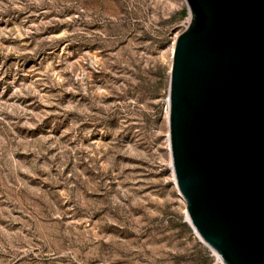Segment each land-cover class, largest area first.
I'll use <instances>...</instances> for the list:
<instances>
[{
  "label": "rangeland",
  "instance_id": "374dc122",
  "mask_svg": "<svg viewBox=\"0 0 264 264\" xmlns=\"http://www.w3.org/2000/svg\"><path fill=\"white\" fill-rule=\"evenodd\" d=\"M186 0H0V264H224L174 181Z\"/></svg>",
  "mask_w": 264,
  "mask_h": 264
},
{
  "label": "water",
  "instance_id": "95a60500",
  "mask_svg": "<svg viewBox=\"0 0 264 264\" xmlns=\"http://www.w3.org/2000/svg\"><path fill=\"white\" fill-rule=\"evenodd\" d=\"M168 88L174 181L224 264H264V0H186Z\"/></svg>",
  "mask_w": 264,
  "mask_h": 264
},
{
  "label": "bare ground",
  "instance_id": "6f19581e",
  "mask_svg": "<svg viewBox=\"0 0 264 264\" xmlns=\"http://www.w3.org/2000/svg\"><path fill=\"white\" fill-rule=\"evenodd\" d=\"M178 35V34H177ZM176 38H177V36H176ZM175 41H176V39H175ZM174 45H175V43H174ZM174 51V50H173ZM173 55V54H172ZM171 62H172V60H171ZM167 118H168V116H167Z\"/></svg>",
  "mask_w": 264,
  "mask_h": 264
}]
</instances>
